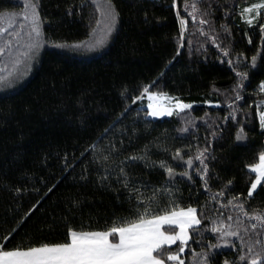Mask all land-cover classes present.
<instances>
[{
  "label": "trees",
  "instance_id": "obj_1",
  "mask_svg": "<svg viewBox=\"0 0 264 264\" xmlns=\"http://www.w3.org/2000/svg\"><path fill=\"white\" fill-rule=\"evenodd\" d=\"M103 1L109 3V0ZM258 2L111 0L120 15L111 37L102 46L91 51L50 45L42 49L26 79L0 91V243L11 249L40 242H65L69 227L77 231L105 230L112 226L115 217L129 215L138 203L135 194L117 180L119 162L146 150L147 161L123 165L129 175V186L138 187L144 196H150L154 188H171L173 185L166 183V172L158 165L149 166V162L164 160L177 173L183 172L186 164L172 157L175 148L180 147L185 160L192 155L197 164L196 148L206 145L208 125L223 128L220 137L211 143L215 156L209 163L213 174L209 181L211 191L216 192L232 180L231 188L219 200L227 204V199L237 193L242 199L247 197V189L255 179L248 165L256 163L259 152L264 150V129H260L257 116V103L264 100V93L258 91V85L264 81V42L261 40L264 32L259 27L264 24V9L259 10L260 16L256 11L245 14L255 17L251 25L242 18L241 12ZM193 3L198 9L211 6L212 30L209 25L199 23L207 15L197 14L193 20ZM23 9V0H0V13ZM99 10L98 0H40L38 11L46 18L42 24L45 39L70 44L89 40L100 16ZM177 12L187 20L183 47H180ZM222 24L228 26L231 35L223 31ZM10 33L0 31V45ZM214 34L220 48L213 43ZM223 47L229 49V57L221 52ZM238 54L242 56L236 72L248 71L249 78L244 81L246 87L241 92L244 99L237 101L243 111H237L236 120L226 121L224 117L231 111L229 104L234 98L231 88L237 81L227 59L236 61ZM253 55H257L256 69L248 67ZM145 85L150 91L166 92L186 102L195 101L193 108L162 118L146 116L144 101L132 103ZM213 85L219 93L213 91ZM125 86L127 92L122 96ZM205 100L213 103L205 104ZM126 107L130 108L127 114L104 134ZM244 112H250L251 116L246 119ZM189 120L197 128L187 124ZM237 121L244 125L247 137L244 141L235 139L240 127ZM185 126L187 132L179 131ZM93 143L95 149L85 151ZM112 144L116 150L111 148ZM186 145H191V150ZM105 155L109 156L108 161L102 160ZM65 164L70 165L67 171ZM106 173L108 178L101 182ZM193 180L194 184L179 175L175 177V186L179 189L175 195L181 206L197 207L198 214L203 210L205 217L222 213L226 223L229 214L233 224L237 223V216L245 224L250 223L238 209L231 205L221 208L217 201H212L195 173ZM53 185V190L48 192ZM17 188L21 191L17 192ZM37 201L40 203L32 209ZM166 201L164 196L161 203ZM253 209H264V185L245 204V210ZM21 218L24 222L8 241H3ZM202 224L208 226L203 236L194 235L190 246L181 254L185 264H195L193 249L199 253L209 242L217 243L211 221L205 219ZM250 235L256 238L253 233ZM230 239L239 247L237 237ZM259 239L264 240V230ZM177 245L168 247L175 251ZM255 250L259 252L260 246ZM213 251L212 264H223L226 258L231 260L238 254L230 246Z\"/></svg>",
  "mask_w": 264,
  "mask_h": 264
},
{
  "label": "snow or ice",
  "instance_id": "obj_2",
  "mask_svg": "<svg viewBox=\"0 0 264 264\" xmlns=\"http://www.w3.org/2000/svg\"><path fill=\"white\" fill-rule=\"evenodd\" d=\"M24 8L26 11L25 19L30 21V35L34 37L30 48L33 50V57L38 53L39 49L44 45H50L53 48L68 49V48H80L88 47L93 48L96 44L102 41H96L92 43L85 44L83 41L70 44L67 41L57 42V41H47L43 40L44 32L42 31L43 19L38 11L40 7V0H23ZM175 3V0H173ZM187 7V5H185ZM264 9V0H259L258 3H254L251 6H246L241 12L242 18L246 19L249 25L255 22V17H247L245 14L256 11L257 16L261 15L259 10ZM211 6L209 5L206 9H198L196 4H192V18L195 20L196 15L201 16L207 15V19H201L199 23L201 25H209V29L212 30L211 21ZM68 14H72V9L69 8ZM119 11L115 8L114 4L109 0L105 16L107 18V23L105 25V36L110 35L118 23ZM227 15V13L225 14ZM15 13H9L7 15V21L11 23ZM177 16L180 17L179 12ZM6 19L4 13H0V22ZM180 47H183L185 28L187 25V20L184 17H180ZM99 24V21H97ZM262 32H264V24L259 25ZM224 32L231 35L230 29L227 25H221ZM0 31H4L0 29ZM203 31V29H201ZM213 43L220 48V44L217 43V36L214 34L212 36ZM262 42H264V35L261 37ZM190 43V42H189ZM251 43V39H249ZM4 48H0V52H3ZM179 51V48L178 50ZM225 57H229V49L227 47L221 48ZM242 54H238L236 61L231 58L227 59V63L232 70L236 72V68L239 67L238 61H240ZM247 59L246 57L244 58ZM221 62L224 60L221 58ZM171 63V61H169ZM250 69H256L258 67L257 55L251 57L250 64L248 65ZM237 81L232 86L231 92L233 97L231 98V103L229 107L231 111L225 115L224 120L232 119L236 120L237 111H243L239 108L237 101H242L244 97L241 92L245 89V83L249 78L248 71L236 72ZM0 77V80H3ZM152 86H155V81L152 82ZM213 91L219 93L220 90L215 88L213 85ZM259 93H264V81H261L258 85ZM127 92V87L121 91V95H125ZM147 98V111L146 116L151 117H163L172 116L174 114L185 113V110H191L193 108V102H186L178 96L169 95L162 91H150L149 86L145 85L140 91V95L134 96L132 103L135 104L137 101H143ZM205 104H212V100L203 101ZM219 103V101H217ZM264 103V102H261ZM130 108L126 107L125 112L120 114V117L110 125L109 128L104 130V134H107L115 126V124L120 122V119L127 114ZM245 118L251 116L250 112H244ZM257 116L259 120L260 129H264V110H260L257 107ZM187 124L195 129L197 126L191 121H187ZM239 129L236 132L235 139L237 141L246 140V133L244 131V125L240 121ZM210 129L208 136L205 138L207 143L205 146H197L195 153V161L198 162L194 164V157L188 155L185 160L182 154V148H175L172 153L174 160L183 161L186 164V168L183 172L177 173L176 170L167 164L164 160L150 161L149 166L155 167L158 165L162 168L167 176L168 180L166 183L173 185V187H159L154 188L150 196H144L141 194L138 187H130L129 175L125 171L123 165L125 163H134L137 160H148L147 151L145 150L141 155H129L124 157L123 160L119 162L120 167L117 173V180L122 186L129 190L130 193L135 194V199L138 202L137 206L130 209V213L127 216H118L113 220L112 226L107 227L105 230H80L77 231L72 227L67 229V240L65 242H40L38 244L30 245H18L11 249H7L5 243H0V264H185V258L181 254L185 252V249L190 246L189 242L192 240L194 235L203 236V231L207 225L202 224V220L211 221V231L217 234V243L213 244L209 242L206 248H201L199 253H196L193 249V256L195 264H212L215 253L214 249L220 247L230 246L237 250V255L234 259H225L223 264H264V240L259 239L261 231L264 230V209L256 210L253 209L251 212L245 210V204L248 199L253 197L254 192L258 189V186L264 185V150L259 152L258 162L248 165V167L254 171L255 179L251 181L250 187L247 189V197L241 198V195L237 193L235 196H231L227 199V204L219 200L220 197H224L227 190H229L233 184L232 180H228L223 188L217 190L216 192L211 191L209 181L213 179V174L209 168V163L211 160L215 159L212 154V141L218 139L223 132V128L220 126L208 125ZM135 131V129L133 130ZM181 132H187L188 127H182L179 129ZM210 137V139H209ZM123 141H121V144ZM95 143L89 145V149H95ZM189 150H191V145H186ZM113 150H116L114 144L111 145ZM167 151V149H165ZM83 155V153L81 154ZM95 155V153H94ZM103 161H108L109 156L105 155L102 157ZM70 167V165L65 164V170ZM193 173L199 176L202 187L208 191V195L212 201H217L218 206L223 208L231 205L233 208L238 209L245 218L249 219V224H245L241 220L240 216L235 219L237 223L233 224L231 221L233 217L231 214L227 216L226 223L225 219L222 218L223 214L205 217L203 215V210L198 214L197 207L192 205L181 206L178 203V197L175 195L179 189L175 186V177L177 175L187 178L191 183H195L193 180ZM108 178V173L101 177V182ZM218 178V177H217ZM52 188L48 189L51 192ZM17 192L21 190L19 188L15 189ZM47 195V193L45 194ZM166 196L167 201L161 203V199ZM131 202V197L129 198ZM32 206L35 209L37 204ZM74 203H76L74 201ZM155 205V208L153 207ZM29 209V212H32ZM28 213H25L27 216ZM254 219L256 222L252 223L251 220ZM24 222V218H21L20 223L12 229L8 235L3 237V241H8L9 238L16 232L17 228ZM234 229V230H233ZM253 233L256 237L253 238ZM247 236V240H245ZM231 237H237L239 240V247L237 243L231 240ZM177 242L179 244L177 245ZM172 245H177L175 251L170 247ZM260 246V251L255 250L256 246ZM246 247V251L244 250Z\"/></svg>",
  "mask_w": 264,
  "mask_h": 264
},
{
  "label": "rangeland",
  "instance_id": "obj_3",
  "mask_svg": "<svg viewBox=\"0 0 264 264\" xmlns=\"http://www.w3.org/2000/svg\"><path fill=\"white\" fill-rule=\"evenodd\" d=\"M98 3L100 16L98 17L97 21H99V24H97V21L95 22V27L93 28L91 37L84 43L87 44L96 41L102 42L96 44V46L93 48L82 46L78 48V50L91 51V49H96V47L102 46L106 41H108L113 33L112 32L110 35L105 36V25L107 23L105 13L108 3L104 2L103 0H98ZM12 13H15V16L11 23L7 21V15L9 13H4L6 19L0 22V29H3L4 32L7 33L11 32L9 38L0 45L8 47L7 50L0 52V77L4 78L3 80H0V91L13 88L19 82L24 81L26 77L31 73L32 68L37 62L42 49L47 46L46 44L42 48H40L35 57H33V50L30 48V44L32 43L34 37L30 35V21L25 19L26 11L25 9H23L22 11ZM43 40H46L45 37H43ZM12 46L14 47L12 48ZM72 49H74L75 51L77 50L76 48ZM8 66H11V69L7 70L6 68ZM143 101L147 107L148 101L146 96ZM261 102H264V100L258 101L257 106L259 105L260 110H264V103Z\"/></svg>",
  "mask_w": 264,
  "mask_h": 264
}]
</instances>
